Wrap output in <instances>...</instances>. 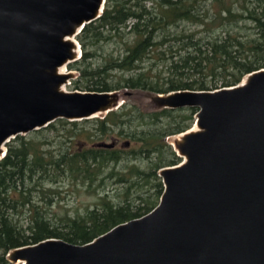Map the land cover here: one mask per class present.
Listing matches in <instances>:
<instances>
[{
	"label": "trees",
	"instance_id": "trees-1",
	"mask_svg": "<svg viewBox=\"0 0 264 264\" xmlns=\"http://www.w3.org/2000/svg\"><path fill=\"white\" fill-rule=\"evenodd\" d=\"M75 38L81 57L67 65L79 72L76 90L130 95L232 87L264 68V0H105L101 15ZM195 113L146 111L125 101L102 117L59 118L12 138L0 160V264H14L6 259L12 248L50 237L84 244L151 211L163 191L159 169L181 161L166 138L188 130ZM106 140L114 146L97 145ZM110 179L124 200L109 199ZM64 181L102 194L84 215L55 221Z\"/></svg>",
	"mask_w": 264,
	"mask_h": 264
},
{
	"label": "water",
	"instance_id": "water-1",
	"mask_svg": "<svg viewBox=\"0 0 264 264\" xmlns=\"http://www.w3.org/2000/svg\"><path fill=\"white\" fill-rule=\"evenodd\" d=\"M105 0H0V160L6 144L56 119L104 116L127 92L66 90L75 36ZM156 108H195L171 146L163 191L143 216L84 244L50 237L10 249L14 264H264V68L237 85L155 93ZM115 142H100L112 148ZM124 145H128L125 142Z\"/></svg>",
	"mask_w": 264,
	"mask_h": 264
},
{
	"label": "rangeland",
	"instance_id": "rangeland-1",
	"mask_svg": "<svg viewBox=\"0 0 264 264\" xmlns=\"http://www.w3.org/2000/svg\"><path fill=\"white\" fill-rule=\"evenodd\" d=\"M63 68L65 71H71L74 74V77L70 79L67 84L64 85V88L66 90H76L73 89V81L79 78V72L75 69L69 68L67 64L63 66ZM152 95L153 94L148 92L136 90V91H132L130 95L123 96V100L124 102L125 101L134 102L143 110L153 111L157 108L154 106L153 102L151 101ZM194 123L195 121L188 130L194 127ZM181 134L182 133L169 136L166 138V141L171 145L174 139L181 136ZM105 142H111V140H106ZM123 142L124 141L119 140L116 142V144L117 146H120ZM130 164H132V162H128V161L126 162V166ZM137 164L140 165L142 168H145L146 166L145 162H138ZM122 165H124V163H122L121 165L119 164V166ZM119 186L120 185L113 184L112 179L107 181V186L105 189L108 193L109 199H111L113 202H120L121 200H124L125 193L124 191H122V189ZM57 189H58V193L56 196V202L52 208L53 214L56 218L55 221H57L60 217H63L65 215L72 217L76 215H84L87 212V210L92 209L97 205L99 196H101L102 194V193L90 192L81 187L73 188L71 187V184L68 181H64L63 183H61ZM133 198L134 197L132 195L130 199Z\"/></svg>",
	"mask_w": 264,
	"mask_h": 264
},
{
	"label": "bare ground",
	"instance_id": "bare-ground-1",
	"mask_svg": "<svg viewBox=\"0 0 264 264\" xmlns=\"http://www.w3.org/2000/svg\"><path fill=\"white\" fill-rule=\"evenodd\" d=\"M60 71L61 72H64L65 70H64V68L62 67L61 69H60ZM63 88H64V86H63ZM65 89V88H64ZM196 128H195V126L192 128V130H195Z\"/></svg>",
	"mask_w": 264,
	"mask_h": 264
}]
</instances>
